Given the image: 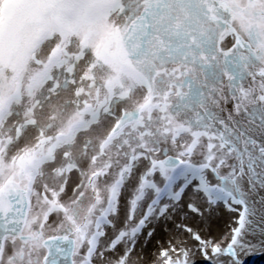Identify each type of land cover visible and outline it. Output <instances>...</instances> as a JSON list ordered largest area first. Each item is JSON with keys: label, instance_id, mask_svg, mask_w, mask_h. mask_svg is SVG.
I'll return each mask as SVG.
<instances>
[{"label": "snow or ice", "instance_id": "obj_1", "mask_svg": "<svg viewBox=\"0 0 264 264\" xmlns=\"http://www.w3.org/2000/svg\"><path fill=\"white\" fill-rule=\"evenodd\" d=\"M255 251L264 0H0V264Z\"/></svg>", "mask_w": 264, "mask_h": 264}, {"label": "bare ground", "instance_id": "obj_2", "mask_svg": "<svg viewBox=\"0 0 264 264\" xmlns=\"http://www.w3.org/2000/svg\"><path fill=\"white\" fill-rule=\"evenodd\" d=\"M209 223H210V227H211V234L213 236H218L226 230L227 216L222 214V213L217 214L215 220H213V218H212ZM217 232H220V233H217ZM250 258H251V254L244 256L243 257L244 263L248 262L250 260ZM254 258L258 261H263L264 260V253L255 254Z\"/></svg>", "mask_w": 264, "mask_h": 264}, {"label": "rangeland", "instance_id": "obj_3", "mask_svg": "<svg viewBox=\"0 0 264 264\" xmlns=\"http://www.w3.org/2000/svg\"><path fill=\"white\" fill-rule=\"evenodd\" d=\"M212 218H213V220H215L216 216H214ZM217 233H220V232H217ZM166 237H167V233L163 230V225H158L157 226V234H156V237L153 239L152 243L148 245L147 249L145 250L146 253L147 252H151V251L154 250L153 248H155V244H156V241L157 240L163 241V240L166 239ZM262 253H264V252H262V251H255V252L251 253L250 260L248 262L244 263V264H264V260L263 261H258V260H256L254 258V255L255 254H262ZM199 264H206V262H204V261L201 260V261H199Z\"/></svg>", "mask_w": 264, "mask_h": 264}]
</instances>
